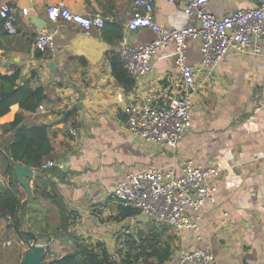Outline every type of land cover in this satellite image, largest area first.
Masks as SVG:
<instances>
[{"label": "crops", "instance_id": "crops-1", "mask_svg": "<svg viewBox=\"0 0 264 264\" xmlns=\"http://www.w3.org/2000/svg\"><path fill=\"white\" fill-rule=\"evenodd\" d=\"M16 7L18 31L8 34L0 19V74L20 72L19 84L44 87L46 99L33 112L25 111L27 127L47 125L53 150L47 161L61 166L34 168L28 180L33 190L30 210L19 218V230H33L40 235L52 234L61 223L58 207L39 196L34 200L36 185L48 192L55 187L71 216L70 226L52 236V251L62 256L73 251V236L86 243H101L110 254L129 235L143 230L140 214L123 218L120 205L111 189L129 172L150 167L182 173L185 162L220 166L222 174L214 181L215 202L206 201L201 216V239L184 229L168 227L174 236L173 253L163 264H176L181 252L205 248L220 264H264V36L260 54L230 49L215 68L198 73L194 92L192 126L179 140L177 147L146 142L130 132L125 108L148 95L159 99L180 76L175 62V45L170 44L151 60L152 70L125 88L112 72L110 55L121 49L124 36L130 44H146L158 37L150 28L132 31L126 21L133 10V0H0ZM50 4H61L78 14L100 12L106 21L123 24V35L110 41L102 28L92 34L110 48L97 63L84 54L86 30L65 20L51 21L47 17ZM255 0H209L208 8L217 17L250 8ZM27 10V14L23 10ZM157 22L168 29L196 24L184 11L182 2L156 0ZM46 29L56 40L54 51L40 52L35 45L38 31ZM201 40H191L187 62L201 66ZM54 62L55 65L50 66ZM53 64V63H52ZM123 94L124 100L118 101ZM161 100V99H160ZM81 103L68 120H59L73 105ZM21 112L13 104L0 117V126L14 120ZM68 126L78 129L72 136ZM0 152L10 134L1 135ZM3 170L0 157V171ZM8 179L0 173V188ZM159 224V223H158ZM146 226V225H145ZM150 225L144 229H148ZM0 241L10 242V259L5 264H21L26 252L24 239L6 218H0Z\"/></svg>", "mask_w": 264, "mask_h": 264}, {"label": "built area", "instance_id": "built-area-1", "mask_svg": "<svg viewBox=\"0 0 264 264\" xmlns=\"http://www.w3.org/2000/svg\"><path fill=\"white\" fill-rule=\"evenodd\" d=\"M184 4L185 13L196 20V24L178 29L161 26L154 14L156 0H133V10L126 21L128 30L150 28L158 37L146 44H130L124 36L121 49L117 52L128 73L135 79L152 70V57L170 44L175 45V62L180 76L161 93L160 99L148 95L133 101L125 108L127 125L131 133L146 142L175 148L184 133L192 126L194 109V86L199 71L212 69L230 50L260 54L263 51L261 38L264 36V0H255L250 8L217 17L208 8L209 0H172ZM27 14V10H23ZM47 17L51 21L65 20L81 25L87 32L102 28L106 17L100 12L78 14L61 4H50ZM0 19L3 29L10 35L18 31V13L15 6L0 3ZM191 40H201V66L195 68L187 62V48ZM36 48L45 53L56 49L53 33L46 29L38 31ZM118 101L124 95H118ZM72 136L78 129L68 126ZM61 166L47 161L41 169ZM220 166H205L189 160L181 174L165 168H147L129 172L111 189L112 196L126 208L139 211L145 221H157L176 230L187 229L201 239V216L199 212L206 201L215 202L217 186L214 181L222 174ZM264 212V203L261 206ZM10 218V216H8ZM54 238L24 242L25 252L41 246L46 258L55 257L52 251ZM10 242L4 244L9 245ZM120 242L113 260H119L124 250ZM176 264H220L214 254L205 248L181 252Z\"/></svg>", "mask_w": 264, "mask_h": 264}, {"label": "trees", "instance_id": "trees-1", "mask_svg": "<svg viewBox=\"0 0 264 264\" xmlns=\"http://www.w3.org/2000/svg\"><path fill=\"white\" fill-rule=\"evenodd\" d=\"M106 38L110 41L119 40L123 35V24L106 21L102 27ZM112 72L116 80L125 88L134 86L135 79L128 73L118 53L110 55ZM20 72L11 75L0 74V117L10 111L13 104L20 106L21 112L17 113L14 120L0 126L1 135L10 134L0 152L4 177L8 179L7 185L0 188V218H6L15 227L25 242L37 240L38 235L33 230L21 232L19 230L22 219L18 216L20 210L23 216L27 215L30 207L27 193L18 182L15 174V165L23 163L29 167L40 168L49 159L53 150L49 135V126L38 125L27 127L24 125L25 111L33 112L46 99L45 89L42 86L33 88L29 83L19 84ZM72 113L66 117L68 120ZM2 137L0 136V139ZM58 189L36 185L34 200L39 196L50 199L55 204L61 216V223L57 225L52 234L40 235V238L50 239L59 235L61 230L66 231L70 226L71 216ZM120 205V204H119ZM139 214L138 210L120 205V215L123 218ZM10 216V218H8ZM148 229L140 230L136 235H129L123 240L124 250L119 260H113L109 251L101 243H86L79 237L73 236L74 249L62 256L50 258L45 264H163L168 261L173 253V236L166 235L168 226L157 223L148 224Z\"/></svg>", "mask_w": 264, "mask_h": 264}, {"label": "water", "instance_id": "water-1", "mask_svg": "<svg viewBox=\"0 0 264 264\" xmlns=\"http://www.w3.org/2000/svg\"><path fill=\"white\" fill-rule=\"evenodd\" d=\"M85 41L83 44L89 46L90 50L88 54H84L92 63H97L102 59L105 53L109 51L110 45L106 41L94 36L92 32H85ZM53 63V64H52ZM51 63V67L54 62ZM77 106H82L79 102L78 104L73 105L69 108L63 115L60 116L59 120H63L68 117L71 112L77 108ZM15 174L18 182L23 186L24 190L27 193V200L31 201L33 199V190L31 184L28 180L29 177L34 176V169L23 164L17 163L15 165ZM47 261L44 248L38 246L31 251L26 252L21 264H45Z\"/></svg>", "mask_w": 264, "mask_h": 264}, {"label": "rangeland", "instance_id": "rangeland-1", "mask_svg": "<svg viewBox=\"0 0 264 264\" xmlns=\"http://www.w3.org/2000/svg\"><path fill=\"white\" fill-rule=\"evenodd\" d=\"M157 223H159V222H157V221H151V222H140V226H143V229L144 228H146V226H148V224H151V225H153V224H156L157 225ZM146 225V226H145ZM166 235H170V236H173V234L172 233H170V231L169 230H167V233H166ZM174 237V236H173ZM25 242V241H24ZM23 242V243H24ZM10 245V244H9ZM10 248H13V247H11V246H8V247H4V244L2 245V243H1V241H0V264H5L6 262L8 263V259H10V253H9V251H11L10 250ZM49 259V256H47V260Z\"/></svg>", "mask_w": 264, "mask_h": 264}]
</instances>
